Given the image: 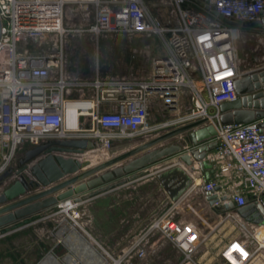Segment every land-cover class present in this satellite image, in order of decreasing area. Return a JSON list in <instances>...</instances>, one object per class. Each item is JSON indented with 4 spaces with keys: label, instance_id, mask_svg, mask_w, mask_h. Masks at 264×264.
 Wrapping results in <instances>:
<instances>
[{
    "label": "built area",
    "instance_id": "built-area-1",
    "mask_svg": "<svg viewBox=\"0 0 264 264\" xmlns=\"http://www.w3.org/2000/svg\"><path fill=\"white\" fill-rule=\"evenodd\" d=\"M77 2L95 6L94 21L87 29L91 35L143 34L161 39L166 57L153 58L150 78L93 81L88 85L103 86L98 97L70 96V90L84 84L68 75L65 53L64 9ZM166 5L170 20L165 22L145 0H0V174L17 160L19 150L52 139L90 138L98 148L109 150L114 138L145 134L151 94L168 111L180 112L156 129L209 120L210 109L218 112L221 104L237 100L235 81L248 73L240 70L236 46L244 32L225 25L206 7L232 21L254 22L264 18V0H170ZM182 92L190 106L181 113ZM104 99H116L117 110L101 111L99 102ZM74 113L79 120L76 128L69 124ZM215 117L217 145L205 159L218 165L225 180L204 181L201 172L202 191L216 195L220 199L216 205L221 207L230 201L242 207L264 200L261 128L257 122L222 125L217 113ZM222 189L227 191L221 195ZM242 226L250 236L234 238L223 248L225 264H248L257 254H264V234ZM152 229L180 251V264H197L194 255L208 237L197 223L166 215L156 219ZM143 255L142 250L139 256Z\"/></svg>",
    "mask_w": 264,
    "mask_h": 264
},
{
    "label": "water",
    "instance_id": "water-1",
    "mask_svg": "<svg viewBox=\"0 0 264 264\" xmlns=\"http://www.w3.org/2000/svg\"><path fill=\"white\" fill-rule=\"evenodd\" d=\"M206 10L225 25L246 33L264 35V18L254 22H237L219 16L209 7ZM151 12L166 22V18L159 16L156 11L152 9ZM1 34L0 18V38ZM163 55L166 57L165 52ZM147 87L152 88L151 83H147ZM235 90L237 100L219 106L217 116L220 124L257 122L264 134V66L238 78ZM207 121L204 118L174 127L96 165L84 157L98 148L97 142L90 138L52 139L28 147L21 157L0 174V236L19 232L40 220L46 208L59 204L61 200L75 195L76 203L93 199L144 175L143 170L148 167L156 164L167 166L170 162L166 161L174 157L187 166H193L195 161L204 174V180L208 181L214 168L205 158L217 145L214 141L217 130L213 125L204 127ZM177 136H182L181 141L166 144ZM186 144L188 147H185ZM157 179L172 201L180 198L193 181L178 167L157 175ZM166 179L171 180L166 182ZM173 183L177 186H172ZM61 191L64 192L60 197L53 196ZM207 201L217 213L229 210L250 225L264 226L262 199L260 202L249 201L242 207H236L230 201L221 207L216 205L220 199L207 193Z\"/></svg>",
    "mask_w": 264,
    "mask_h": 264
},
{
    "label": "crops",
    "instance_id": "crops-1",
    "mask_svg": "<svg viewBox=\"0 0 264 264\" xmlns=\"http://www.w3.org/2000/svg\"><path fill=\"white\" fill-rule=\"evenodd\" d=\"M158 4L162 3L159 2ZM155 10L159 16L164 18L166 17L167 21L170 20V13L167 7L159 5L156 6ZM126 36L127 38H132V36H135L148 40L149 45L147 44L146 47L150 57L152 56V58H155L158 55H163V51L161 52V50L156 47L157 45H155L154 49L150 48L153 42L151 39L155 38L154 36L135 34L101 35L96 37L91 34L77 33L73 34L72 38H76L77 41L82 40V38H86L87 40L96 44L98 48L100 47L101 43L105 42L106 40H114ZM243 36L254 37L258 35L244 32ZM260 36L263 37L262 40H260V45L264 46V35L262 34ZM70 38V35H66L65 37V53L68 60L67 73L70 77L84 82L83 85L75 87L73 90L69 91V94L72 97H98V94L101 92L103 86L96 87L88 85L89 82L99 81L100 83H104L105 81L146 80L152 76L151 71L149 77L147 78L143 76L137 77L136 75L143 71V68L142 70L137 68L136 72L133 64L131 66V71L128 74H112L101 72L98 61L97 64L94 63V66H96L93 69L87 70L84 68V61H82L80 58L79 61H75L72 57H70L69 52L67 51L69 43L72 42ZM254 59H256V57ZM256 60L258 61V59ZM261 66H264V57L261 60ZM180 98L183 105L181 111L182 113L189 108L190 102L188 96L184 92L180 94ZM117 107L118 101L116 99H104L99 102V109L101 111H115L117 110ZM148 107L149 130L145 132V134H140L134 137L114 138L112 140V147L109 150H104L101 147L97 148L95 151H98L101 154V159L103 158L102 154H106V156L100 160L98 164L160 135L161 133L159 132L161 130L156 129L162 124L159 121H165L162 119L163 117L170 118L172 115L174 119L180 113L165 109L163 101L155 94H151L149 97ZM152 116H154L153 120ZM85 132L86 131H81L79 133L83 134ZM80 137L86 136L80 135ZM181 139L182 136H177L169 140L166 144L168 145L171 143H177L178 141H181ZM90 153L91 152H88L84 157ZM166 162H170V164L165 167H161L162 164H156L148 167L143 170L144 175L139 176L136 179L129 181L127 184L115 188L114 190L97 196L93 199L76 203L74 199L77 197V195L66 198L67 200L61 203L57 212V214H64L66 216L64 218L65 225H61V223H54L52 226L53 230L51 231L52 235H55L54 233H56L59 238H61V235H67L66 239L63 238V246L67 247L69 253L71 254V251L78 247L76 245L74 247L70 245L71 242L69 240V233L72 230V222L70 221L71 216L69 214L73 213L74 210H79L80 213L84 215L87 213V211H89L90 208L93 210L97 209L98 211H103L105 213L109 211L113 216L116 214L120 215V212H122L126 215V217H120V220L117 222H109L108 219L103 220V224H105L106 227L110 226L109 228L111 231L109 230L110 232L107 234V236H99L102 237V241L98 238L96 241L92 242V244H95V252H91V254L95 256L94 264H118L121 261L127 263L130 262L133 264H180L182 260V254L180 251L170 241L163 238L160 232L152 229L153 222L159 217L174 215L177 219L193 221L202 228L203 232H208L207 239L202 242L194 255V260L197 264H225L221 257L223 248L228 245L232 239L241 237V234L232 237L231 232H228V228L226 227H230L234 224L235 228L243 229L242 225L245 224L246 227H248L250 230H253L252 232H255L257 231L258 226L250 225L244 222L231 211L217 213L208 204L207 193L201 189L200 177L202 176L199 175L201 171L199 170L195 161L193 162V166H187L183 162H179L177 157L171 158ZM176 167L183 169L187 175L193 179V181L188 190L180 198H178L176 201H172L166 189L157 179V175H160L165 171L172 170ZM213 168L214 173L210 175V180L223 183L225 179L221 178L218 171V165L213 163ZM170 180L171 179H166V182H170ZM172 186L177 185L173 183ZM222 191L227 190L222 189L220 194L223 193ZM123 205H128V209L126 210L127 213L124 212L125 209ZM53 216L54 215L47 217L44 216L36 222H55L53 219L50 220ZM63 228L66 229L64 230ZM62 229L64 231H62ZM67 232L69 233L67 234ZM21 233L22 232L19 231L7 236H0V240L5 237L10 238ZM77 233L80 236L87 238L85 241L79 239L81 242V250H79V264H88V259L84 257V255L87 254L86 252H90V249H87L86 245V243L90 241L89 237L81 234L79 230ZM215 238L219 239L220 249L217 251L215 246H213ZM142 250L144 251V255L139 256V252ZM53 251L54 250H51V252ZM51 252L43 255L37 264H71V260L68 258L69 254H65L60 259H57V256L53 255ZM51 256H53V258H51ZM248 264L261 263L257 259H253Z\"/></svg>",
    "mask_w": 264,
    "mask_h": 264
},
{
    "label": "rangeland",
    "instance_id": "rangeland-1",
    "mask_svg": "<svg viewBox=\"0 0 264 264\" xmlns=\"http://www.w3.org/2000/svg\"><path fill=\"white\" fill-rule=\"evenodd\" d=\"M145 2L149 6L150 10L153 9L154 11H156V6L159 5L168 8L169 6L166 4H169L170 0H145ZM159 2L162 4H158ZM94 18L95 6L91 3L84 4L77 2L69 3L65 6L64 26L67 29V35H70V39L72 40V42H70L67 47V51L69 52L70 57H72L75 61H79V58L84 61V68H86L87 70L93 69L96 66H94V63L97 64L98 61L100 64L99 66L101 72L112 74H128L131 71V66L133 64L136 72L137 68L141 70L143 68V71L139 72L138 75H136L137 77H149V74L151 73L153 68V58L152 56H149L147 51L148 49L146 46L148 44V40L135 36H132V38H127L126 36L114 40H106L105 42L101 43L100 47L97 48L96 44H94L92 41L87 40L86 38H82V40L78 41L76 38H72V35L77 33L90 34L87 29L94 21ZM241 35L239 38V35L235 36L236 38H238L236 39V46L239 53V58L241 59L240 70L244 72H250L260 69L262 67L261 60L264 57V46L260 45V40H262L263 37L260 35H258L259 37H246L243 36V33H241ZM154 37L155 38L151 39L153 42L150 48L154 49L155 45H157L156 47H158L161 52H164L165 47L163 42L161 41V39H159V37ZM255 57L256 59H258V61L254 59ZM216 113L217 111L214 108L209 110V115L212 116V118L203 125L204 127L210 125H213L215 127V125L218 124V119L217 117H215ZM172 116H170V118L163 117L162 119L165 121L159 122L165 123L168 120L173 119ZM153 119L154 116H152V120ZM170 129L171 127H161L159 128V130H161L159 133L162 134ZM27 148L19 150V152L17 153V159L21 157V155ZM96 155L99 156L101 154L98 152ZM102 156L105 157L106 154H102ZM100 160L98 162H100ZM98 162L96 164H98ZM63 192L56 193L53 196L60 197ZM66 200L67 199L61 200L59 204L52 205L51 207L45 209L43 215L45 217L54 215L50 220L53 219L55 220V222L47 221V223H32L23 228L20 231L22 232L21 234L10 238L5 237L1 239L0 264H37V262L41 260L42 256L48 254L49 252H51V250H54L51 253L53 255H56L57 259H60L65 254H69L71 264H79V250H81V242L79 241V239L82 241H85V239L80 238L81 236L76 232V228L80 231L81 234L89 237L90 241L86 243V245L87 249H90V252H86L87 254H85L84 257L88 259V264H94L95 256L91 254V252H95V244H92V242L96 241V239L98 238L102 241V237L99 236H107V234L111 231L109 228L110 226L106 227L105 224H103V220L108 219L109 222H117L120 220V217H126V215L120 212V215L116 214L113 216L109 211L105 213L103 211H98L97 209L93 210L92 208H90L86 214L82 215L79 210H74L76 212H79L80 215L78 218H76V216H73L72 213L69 214L71 216L70 221L72 222V230L70 233L67 232V234L69 233L70 235V245L72 247L76 245L78 248H74L70 254L67 247L63 246V238L66 239L67 235H61V238H59L56 233H54L55 235H52L51 233L54 223H61V225H65L64 218L66 216L64 214V216L61 214H57V212L61 203L65 202ZM123 206L125 209L124 212L127 213L126 210L128 209V205ZM226 228H228V232H231L232 237L240 234L241 237L244 238L250 236V234L248 232H245V230L235 228L234 224ZM63 229L65 230L66 228ZM63 229L62 231H64ZM251 243L253 244L254 242ZM213 246H215L216 251L220 249L218 238H215ZM254 259H257L261 264H264L263 253L257 254Z\"/></svg>",
    "mask_w": 264,
    "mask_h": 264
},
{
    "label": "bare ground",
    "instance_id": "bare-ground-1",
    "mask_svg": "<svg viewBox=\"0 0 264 264\" xmlns=\"http://www.w3.org/2000/svg\"><path fill=\"white\" fill-rule=\"evenodd\" d=\"M236 35H238V34H235L234 35V37L236 36ZM73 118H72V120L69 122V124H70V126L71 127H73V128H76L77 126H78V124H79V120H78V117H77V114H73V116H72ZM98 153V151H95V152H91L90 154H88L87 156H86V158L87 159H90L91 160V162L93 163V164H96L101 158H100V155L98 156V155H96ZM104 155H105V153H104ZM103 157V156H102ZM104 158V157H103ZM102 158V159H103ZM110 159V158H109ZM108 160V159H107ZM228 220V219H227ZM76 230V232L78 231L77 230V228L75 229ZM257 231H258V233L259 232H262L263 234H264V226L263 227H260V226H258L257 227ZM82 238V237H81Z\"/></svg>",
    "mask_w": 264,
    "mask_h": 264
}]
</instances>
